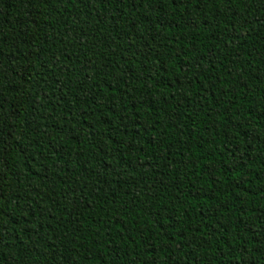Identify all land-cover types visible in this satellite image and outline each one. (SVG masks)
Returning <instances> with one entry per match:
<instances>
[{
    "label": "trees",
    "instance_id": "obj_1",
    "mask_svg": "<svg viewBox=\"0 0 264 264\" xmlns=\"http://www.w3.org/2000/svg\"><path fill=\"white\" fill-rule=\"evenodd\" d=\"M0 264H264V0H0Z\"/></svg>",
    "mask_w": 264,
    "mask_h": 264
}]
</instances>
